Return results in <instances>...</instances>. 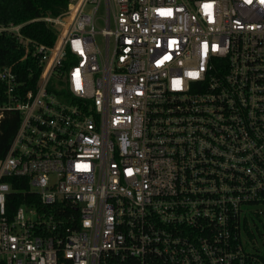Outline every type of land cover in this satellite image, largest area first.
<instances>
[{
    "label": "built area",
    "instance_id": "obj_1",
    "mask_svg": "<svg viewBox=\"0 0 264 264\" xmlns=\"http://www.w3.org/2000/svg\"><path fill=\"white\" fill-rule=\"evenodd\" d=\"M68 4L0 21L40 69L0 64V264H264V0Z\"/></svg>",
    "mask_w": 264,
    "mask_h": 264
},
{
    "label": "trees",
    "instance_id": "obj_2",
    "mask_svg": "<svg viewBox=\"0 0 264 264\" xmlns=\"http://www.w3.org/2000/svg\"><path fill=\"white\" fill-rule=\"evenodd\" d=\"M70 0H0V21L22 23L25 35L47 44H53L58 28L55 24L41 19L44 16L56 17L68 9ZM19 41L10 34L0 35V64L17 62L15 70L19 71V85L24 94L38 78L40 69L37 66L29 68L31 57L23 64L20 57L23 55ZM20 123V113L16 110H7L0 120V158L7 156L11 143L17 133ZM14 190L7 196L8 208L13 209L24 202L34 201L40 205L38 196L30 192L27 177H9ZM250 234H252L250 232Z\"/></svg>",
    "mask_w": 264,
    "mask_h": 264
}]
</instances>
